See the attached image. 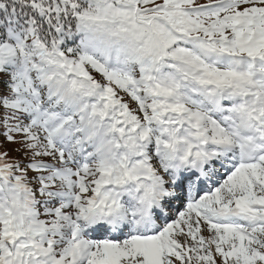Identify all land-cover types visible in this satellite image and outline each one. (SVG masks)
<instances>
[{
  "label": "snow or ice",
  "instance_id": "1",
  "mask_svg": "<svg viewBox=\"0 0 264 264\" xmlns=\"http://www.w3.org/2000/svg\"><path fill=\"white\" fill-rule=\"evenodd\" d=\"M0 264H264V0H0Z\"/></svg>",
  "mask_w": 264,
  "mask_h": 264
}]
</instances>
